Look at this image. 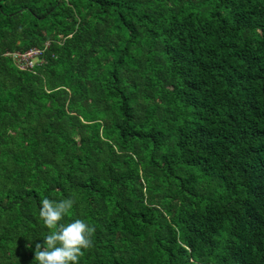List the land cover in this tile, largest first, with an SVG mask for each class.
<instances>
[{
	"label": "trees",
	"instance_id": "obj_1",
	"mask_svg": "<svg viewBox=\"0 0 264 264\" xmlns=\"http://www.w3.org/2000/svg\"><path fill=\"white\" fill-rule=\"evenodd\" d=\"M45 198L79 264H264V0H0V264Z\"/></svg>",
	"mask_w": 264,
	"mask_h": 264
},
{
	"label": "clouds",
	"instance_id": "obj_2",
	"mask_svg": "<svg viewBox=\"0 0 264 264\" xmlns=\"http://www.w3.org/2000/svg\"><path fill=\"white\" fill-rule=\"evenodd\" d=\"M75 203L74 198L41 201L39 218L49 234L43 245H35L34 264H79L85 251L93 246L94 226L82 219L62 222Z\"/></svg>",
	"mask_w": 264,
	"mask_h": 264
},
{
	"label": "built area",
	"instance_id": "obj_3",
	"mask_svg": "<svg viewBox=\"0 0 264 264\" xmlns=\"http://www.w3.org/2000/svg\"><path fill=\"white\" fill-rule=\"evenodd\" d=\"M41 56V50L35 47H32L25 52L12 53V57L17 66L21 69L32 68L35 63L43 62Z\"/></svg>",
	"mask_w": 264,
	"mask_h": 264
}]
</instances>
